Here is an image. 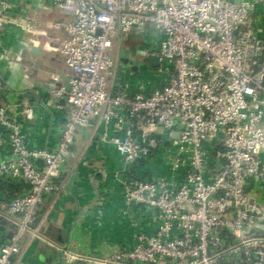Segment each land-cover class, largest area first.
I'll return each instance as SVG.
<instances>
[{
    "label": "built area",
    "instance_id": "obj_1",
    "mask_svg": "<svg viewBox=\"0 0 264 264\" xmlns=\"http://www.w3.org/2000/svg\"><path fill=\"white\" fill-rule=\"evenodd\" d=\"M47 2L65 16L40 29L14 0H0V32L14 27L28 34L25 45L38 40L59 52L71 73L67 86L51 89L64 99L53 147L29 145L22 118L31 119L33 109L0 92V149L6 151L0 178L21 188L0 212L11 224L0 264H17L30 241L42 237L38 211L60 196L77 128L99 123L100 137L120 158L114 175L125 205L143 209L155 227L138 230L130 245L110 254L65 249L67 262L264 264V39L256 35L264 0ZM132 31L144 36L140 54L158 57L159 66L148 69L167 73L149 90L120 77L118 41ZM218 130L211 167H221L206 182L199 146ZM155 155L166 171L142 172L138 166Z\"/></svg>",
    "mask_w": 264,
    "mask_h": 264
},
{
    "label": "crops",
    "instance_id": "obj_2",
    "mask_svg": "<svg viewBox=\"0 0 264 264\" xmlns=\"http://www.w3.org/2000/svg\"><path fill=\"white\" fill-rule=\"evenodd\" d=\"M14 1L18 13L31 17L40 29H47L49 21L65 16L59 9L50 7L47 0ZM48 33L62 34L58 30ZM28 36L14 27L0 32V55L5 51L9 55L22 56L19 62H9L0 56V92H8V98L28 104L33 109L31 119L22 118L29 145L53 147L62 129L63 112L58 104L64 103V99H55L51 89L67 86L71 73L59 52L45 50L40 44L39 53L27 50L25 40ZM143 37L138 34L129 39L126 49L119 51L118 61L122 68L119 72L120 77L131 85L143 82L149 90L160 85L167 73L164 69H148L146 61L137 57ZM135 62H141L139 69L133 68ZM23 68L28 73L27 78L20 74ZM53 74L58 75L57 81L52 78ZM107 128L113 132L112 124ZM102 130L100 123L96 127L77 128L73 156L69 170L62 178L60 196L53 203L50 199L38 211L42 237L30 241L18 255L17 264H61L65 259V254L59 249L62 247L85 254H110L130 245L138 230L154 229L143 209L125 205L122 187L114 175L120 167V158L115 148L100 137ZM5 154L6 151L0 149V157ZM138 168L144 173L166 171L161 155L147 159ZM20 190L16 182L0 178V212ZM10 229L11 224L0 213V244L7 240Z\"/></svg>",
    "mask_w": 264,
    "mask_h": 264
},
{
    "label": "water",
    "instance_id": "obj_3",
    "mask_svg": "<svg viewBox=\"0 0 264 264\" xmlns=\"http://www.w3.org/2000/svg\"><path fill=\"white\" fill-rule=\"evenodd\" d=\"M256 35L260 38H263L264 39V15H262L260 17V21L257 25V29H256ZM38 40H34V43H32L31 45L27 46L26 49L27 50H30L31 52H35V53H39L40 52V47L38 46ZM140 56V60L144 59L147 63V66L149 67H157L159 66V61H158V57L153 55V54H148L146 56H143V54H140L138 55L137 57ZM20 61L22 60V56L20 57L19 59ZM136 64L133 65V68L137 69L139 64L141 63H137L135 62ZM221 131L218 130L216 135L212 138H205L203 139V145L199 146V149L201 150V152H203L204 154V158H205V168L203 170V173H202V176L204 178V180L206 182H210L212 180V177H213V174L218 171L221 167V164L220 163H217L216 166L211 167L212 166V161H211V158L214 154L217 153L218 151V148H217V145L220 141V138H221ZM171 137L172 138H177L178 137V132L177 131H173L171 133ZM58 249V248H57ZM60 249V252L64 253V250L67 249L66 247H62V248H59ZM69 249V248H68ZM73 250V249H71ZM75 251V250H74ZM79 252V251H77ZM82 253V252H80ZM85 254V253H83ZM89 256H93L94 254H87ZM63 259V257H62ZM61 264H98L96 262H90L89 260H74V261H71V262H67L66 259H63V262Z\"/></svg>",
    "mask_w": 264,
    "mask_h": 264
},
{
    "label": "rangeland",
    "instance_id": "obj_4",
    "mask_svg": "<svg viewBox=\"0 0 264 264\" xmlns=\"http://www.w3.org/2000/svg\"><path fill=\"white\" fill-rule=\"evenodd\" d=\"M136 36H138V33H136L135 31L129 32V34L126 37H124V35H121L119 38V41H118L119 42L118 43L119 51L126 49V47H125V46H127L126 41H128L129 39L136 37ZM132 47H133V50L136 51L137 47L134 44L132 45ZM127 49H128V47H127ZM137 55H140V49H138ZM156 131H160V130H158V127H157Z\"/></svg>",
    "mask_w": 264,
    "mask_h": 264
},
{
    "label": "trees",
    "instance_id": "obj_5",
    "mask_svg": "<svg viewBox=\"0 0 264 264\" xmlns=\"http://www.w3.org/2000/svg\"><path fill=\"white\" fill-rule=\"evenodd\" d=\"M166 264V263H165Z\"/></svg>",
    "mask_w": 264,
    "mask_h": 264
}]
</instances>
